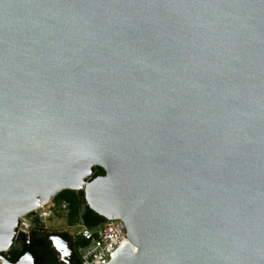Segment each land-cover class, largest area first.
Segmentation results:
<instances>
[{
    "label": "water",
    "instance_id": "1",
    "mask_svg": "<svg viewBox=\"0 0 264 264\" xmlns=\"http://www.w3.org/2000/svg\"><path fill=\"white\" fill-rule=\"evenodd\" d=\"M64 190L108 264H264V0H0L3 264Z\"/></svg>",
    "mask_w": 264,
    "mask_h": 264
},
{
    "label": "built area",
    "instance_id": "2",
    "mask_svg": "<svg viewBox=\"0 0 264 264\" xmlns=\"http://www.w3.org/2000/svg\"><path fill=\"white\" fill-rule=\"evenodd\" d=\"M70 207L66 201H56L41 204L34 211L24 215L19 220L16 242L31 240L34 233L65 234L74 245L79 264H108L113 255L125 243H129L127 228L120 219H104L94 225H87L81 213L70 221ZM60 218L63 224L49 226V218ZM27 239V240H26ZM8 252H4L5 258ZM3 264V259H0Z\"/></svg>",
    "mask_w": 264,
    "mask_h": 264
},
{
    "label": "flooded vegetation",
    "instance_id": "3",
    "mask_svg": "<svg viewBox=\"0 0 264 264\" xmlns=\"http://www.w3.org/2000/svg\"><path fill=\"white\" fill-rule=\"evenodd\" d=\"M54 235L64 236L68 243L64 244V242L57 240V246H55L52 240ZM39 236L42 238L43 244L32 241L28 247L36 249L39 255L46 259V264H79V258L75 253L73 242L65 234L42 232L39 233ZM24 251L25 242L18 241L14 247L9 250L7 259L12 264H15L26 252H28ZM36 258L39 260L38 264H41V259L38 257Z\"/></svg>",
    "mask_w": 264,
    "mask_h": 264
},
{
    "label": "trees",
    "instance_id": "4",
    "mask_svg": "<svg viewBox=\"0 0 264 264\" xmlns=\"http://www.w3.org/2000/svg\"><path fill=\"white\" fill-rule=\"evenodd\" d=\"M103 174H104V171L101 168H97V175H103ZM66 191L69 192V194H64L62 196V198H63L62 200L66 201L69 204V207H70L69 215H70L71 220H73L74 217L76 215H78L79 213H81L82 218L87 225H94V224L104 220L103 218L98 216L95 212H93L92 210H90L86 206V204L84 202L83 192L72 191V190H64V192L63 191L62 192L65 193ZM32 241H37L38 244H43V240L39 236V233H34L32 235L30 242H32ZM26 251H30L36 257L40 258L41 264H46V259L44 257L40 256L36 249L29 248L28 242H25V251L24 252H26Z\"/></svg>",
    "mask_w": 264,
    "mask_h": 264
},
{
    "label": "rangeland",
    "instance_id": "5",
    "mask_svg": "<svg viewBox=\"0 0 264 264\" xmlns=\"http://www.w3.org/2000/svg\"><path fill=\"white\" fill-rule=\"evenodd\" d=\"M64 192V191H63ZM63 192H61V193H59L56 197H55V200L56 201H59V200H62L63 198H62V196L64 195V194H69V192H65V193H63ZM70 219V221H71V218H69ZM58 223L60 224H63L64 223V220H62V219H60V218H49L48 220H47V224L49 225V226H56V225H58Z\"/></svg>",
    "mask_w": 264,
    "mask_h": 264
}]
</instances>
